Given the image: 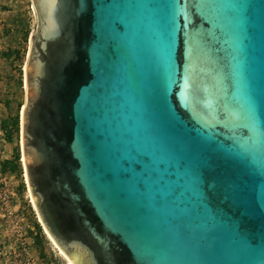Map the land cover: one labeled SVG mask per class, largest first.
<instances>
[{
	"label": "water",
	"instance_id": "1",
	"mask_svg": "<svg viewBox=\"0 0 264 264\" xmlns=\"http://www.w3.org/2000/svg\"><path fill=\"white\" fill-rule=\"evenodd\" d=\"M36 216L70 264H264V0H30Z\"/></svg>",
	"mask_w": 264,
	"mask_h": 264
},
{
	"label": "rangeland",
	"instance_id": "2",
	"mask_svg": "<svg viewBox=\"0 0 264 264\" xmlns=\"http://www.w3.org/2000/svg\"><path fill=\"white\" fill-rule=\"evenodd\" d=\"M35 28L30 0H0V264H66L36 216L23 167L24 69Z\"/></svg>",
	"mask_w": 264,
	"mask_h": 264
},
{
	"label": "bare ground",
	"instance_id": "3",
	"mask_svg": "<svg viewBox=\"0 0 264 264\" xmlns=\"http://www.w3.org/2000/svg\"><path fill=\"white\" fill-rule=\"evenodd\" d=\"M24 71H25V69H24ZM25 73V72H24ZM20 122H21V117H20ZM21 126V125H20ZM23 159V158H22ZM23 167H24V162H23ZM32 202V201H31ZM62 254V253H61ZM62 256H63V258H64V260H65V262H66V264H70L68 261H67V259L64 257V255L62 254Z\"/></svg>",
	"mask_w": 264,
	"mask_h": 264
}]
</instances>
